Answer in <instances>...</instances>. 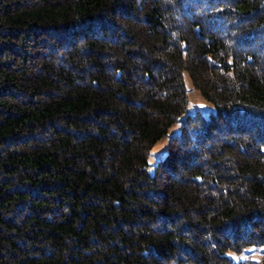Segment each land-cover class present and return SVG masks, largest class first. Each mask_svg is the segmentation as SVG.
Returning a JSON list of instances; mask_svg holds the SVG:
<instances>
[{
    "label": "trees",
    "instance_id": "1",
    "mask_svg": "<svg viewBox=\"0 0 264 264\" xmlns=\"http://www.w3.org/2000/svg\"><path fill=\"white\" fill-rule=\"evenodd\" d=\"M185 73L209 116L182 117ZM251 246L264 0H0V264H264L229 255Z\"/></svg>",
    "mask_w": 264,
    "mask_h": 264
},
{
    "label": "rangeland",
    "instance_id": "2",
    "mask_svg": "<svg viewBox=\"0 0 264 264\" xmlns=\"http://www.w3.org/2000/svg\"><path fill=\"white\" fill-rule=\"evenodd\" d=\"M185 84H186V88H187V93H188V97H189V104H188V109L187 111L183 114V118L188 115V114H192L195 112H200L202 113L204 116H209L210 113L215 111V106L213 105V103H211L210 101L204 99L200 93V91L192 84L188 74L185 73ZM205 105V107L201 108L199 107V105ZM181 128V122H179L178 124L175 125V127H173L168 135H166L165 137H163L162 139H160L155 146L151 149V152L149 154V170L150 172H153L154 167L157 163V161L162 158L168 149V144L170 141V137L178 132ZM263 249L264 246H251L246 248L244 251L239 252V253H229V255H231L234 260L236 261H240V260H244V259H248V258H252V259H261L263 256Z\"/></svg>",
    "mask_w": 264,
    "mask_h": 264
},
{
    "label": "snow or ice",
    "instance_id": "3",
    "mask_svg": "<svg viewBox=\"0 0 264 264\" xmlns=\"http://www.w3.org/2000/svg\"><path fill=\"white\" fill-rule=\"evenodd\" d=\"M199 107L203 108V107H205V105L201 104V105H199Z\"/></svg>",
    "mask_w": 264,
    "mask_h": 264
}]
</instances>
